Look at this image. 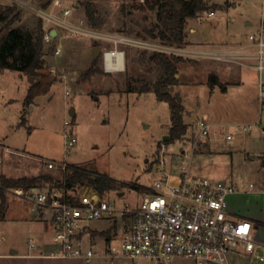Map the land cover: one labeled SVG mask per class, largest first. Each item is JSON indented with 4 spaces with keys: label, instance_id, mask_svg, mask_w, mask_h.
Returning <instances> with one entry per match:
<instances>
[{
    "label": "rangeland",
    "instance_id": "rangeland-1",
    "mask_svg": "<svg viewBox=\"0 0 264 264\" xmlns=\"http://www.w3.org/2000/svg\"><path fill=\"white\" fill-rule=\"evenodd\" d=\"M22 1L24 6L0 0L1 6L16 5L21 11L22 20L13 26L36 28L42 18L32 8L54 9L56 14L60 11L54 7L57 0ZM47 2L50 4L44 7ZM63 2L64 8L71 10L74 21L84 19L89 24L86 6L90 2L100 23L98 30L159 41L149 36L148 32L157 24V17L156 11L140 9L145 4L144 0ZM205 2L212 8L194 18L196 20H187L186 48L216 50L212 45L235 46L256 31L257 27H246V22L251 21L255 25L260 21L263 0ZM236 4L237 8H233ZM211 11L222 16V21L209 20ZM61 44L63 53L59 57L52 56L53 48H44L46 69L43 73L52 78L53 85L47 95L37 97L30 106L24 107L27 89L31 85L29 76L23 74L22 81L20 73L8 71L0 77V145L10 149H0V171H5L0 172V177L18 179L48 173L58 177L64 162L83 167L92 165L97 172L127 185L118 191L107 192L111 204L135 207L141 195L148 193L147 188L161 177L157 168L164 159L167 164L163 168L171 174V184H177L179 173L187 168L196 176L238 187L240 192L228 197L232 213L248 217V213H257L263 208L253 194L264 188V136L261 134L264 130V106L258 102L251 72L234 64L184 57L179 67V83L171 86L170 91L173 97L178 94L182 99L187 129L180 140L168 145L164 138L169 137L171 126L169 104L159 101L154 92H135L145 82L152 88L162 74L149 60L153 54L151 51L126 46L123 48L126 52L125 70L107 73L103 69L102 58L99 57L93 66L94 42L63 38ZM141 53H147L146 57L141 58ZM212 74L226 86V92L220 87L210 89ZM129 87L135 90L134 93L128 92ZM72 110L75 116L71 115ZM23 113L27 121L24 125L21 123ZM206 117L211 119L214 127L208 138L200 140L196 124ZM66 123L70 126L67 127ZM235 125H251L253 129L235 133ZM68 131H72L77 139L70 156H66L64 151ZM231 133L233 139L229 141L226 137ZM163 146L166 147L164 157L161 154ZM47 162H54L56 167L49 169ZM250 184L255 185L253 191H249ZM47 188L50 185L44 184L36 190ZM78 189L79 192L86 190L83 187ZM16 190L21 189L1 190L0 182V202L2 191L7 203L6 218L0 220V253L9 252L12 246L20 253H28L29 247L35 246L33 253H39L42 244L38 240V230L29 228L30 220L38 214L32 211L30 202L16 195ZM121 192L123 196H119ZM45 217L47 221L41 222L44 230L40 233L45 235L50 245L54 224L49 213ZM94 226L108 228L103 222L94 223ZM106 231L103 235L108 237L111 232ZM101 239L97 237V240ZM263 239L264 233L256 241L264 244ZM102 247L99 244L101 254L92 264H153L124 259L111 263L102 254ZM244 256L237 257L231 264H264L256 263L255 257ZM44 263L83 264L79 259ZM175 264L195 263L179 259Z\"/></svg>",
    "mask_w": 264,
    "mask_h": 264
},
{
    "label": "built area",
    "instance_id": "built-area-1",
    "mask_svg": "<svg viewBox=\"0 0 264 264\" xmlns=\"http://www.w3.org/2000/svg\"><path fill=\"white\" fill-rule=\"evenodd\" d=\"M24 6L22 0H10ZM63 0L54 2L60 9L40 10L32 8L45 22L44 48L52 49L53 57L63 53V38L78 41L88 40L101 48L103 69L107 73H120L122 55L126 62L124 47L142 49L152 53H164L196 60L218 61L234 64L251 72L257 89V99L264 106V0L263 10L256 31L248 38L227 50L189 49L185 46H170L160 41L133 38L121 34H109L91 27L84 19L74 21L72 12L64 8ZM210 19L222 21L217 12H209ZM56 31L54 37L52 32ZM54 73V70H52ZM67 94H69L67 92ZM69 127L70 124L66 123ZM214 123L209 118L197 121V136L209 137ZM251 125H235L234 132L251 131ZM264 136V130H261ZM233 139V133L227 135ZM77 139L72 131L65 134L64 151L70 156ZM166 147L161 152L164 157ZM162 159L157 171L161 177L148 193L141 195L137 206L117 207L108 200V193L101 194L93 187L86 190H16V195L32 204V211L50 214L54 224L50 250L44 257L54 259H79L83 264H92L101 254L111 263L119 260L148 261L153 264H175L179 259L195 264H231L234 254H247L264 262L261 244L256 241L254 224L229 210L228 197L239 188L209 178L192 174L183 168L178 183L171 184V174L163 167ZM67 163L61 166L65 170ZM54 169V162H47ZM250 184V188H254ZM97 198V200L95 199ZM107 223L108 228H97L94 223ZM110 230L111 234H103ZM96 237L94 238V234ZM103 235V236H102ZM97 237H102L101 241ZM101 242V243H100ZM35 246H30L34 249Z\"/></svg>",
    "mask_w": 264,
    "mask_h": 264
},
{
    "label": "trees",
    "instance_id": "trees-1",
    "mask_svg": "<svg viewBox=\"0 0 264 264\" xmlns=\"http://www.w3.org/2000/svg\"><path fill=\"white\" fill-rule=\"evenodd\" d=\"M145 4L140 9L156 11L157 24L150 30L149 36L165 45L185 46L186 24L188 19L199 17L200 14L209 10L205 0H144ZM47 2L44 7H47ZM86 16L89 25L94 29H99L100 23L94 16V7L89 2L86 6ZM22 20V13L16 5H0V72L9 70L25 74L34 81L31 82L27 96L24 100V107L30 106L39 97L47 95L53 85L52 78L44 74L46 63L44 61V22L39 20L36 28L31 29L23 25L13 26ZM157 33L155 34V32ZM148 39V38H147ZM147 53H141V58H145ZM152 64L157 66L162 74L156 84L150 87L149 83L138 91L128 88L129 93L138 92L145 94L154 92L157 99L166 102L170 106L171 126L169 137L166 140L168 145L180 140L186 133L187 126L184 123V108L173 97L170 87L179 83V67L184 62L181 57L167 55L164 53H153L149 56ZM96 60L93 61V66ZM209 87L214 89L220 87L226 92V86L220 83L217 75L212 74L209 78ZM26 116L23 113L22 125L26 123ZM60 175L39 174L32 177H21L18 179L0 177L1 190L4 189H24L30 191L42 187L44 184L50 185L51 190H75L84 187L86 184L93 187L101 194L118 191L126 188L127 185L119 183L107 174L97 172L94 166H75L67 164L65 170H59ZM6 202L1 191L0 214L4 212ZM258 226L264 224L257 223ZM96 235V233H95Z\"/></svg>",
    "mask_w": 264,
    "mask_h": 264
},
{
    "label": "crops",
    "instance_id": "crops-1",
    "mask_svg": "<svg viewBox=\"0 0 264 264\" xmlns=\"http://www.w3.org/2000/svg\"><path fill=\"white\" fill-rule=\"evenodd\" d=\"M233 8H237V4L233 5ZM189 20H196V19H189ZM209 20H210V18H209ZM259 22H257V24L254 25L251 21H247L246 22V27H252V28L254 27V28H256L257 25L259 24ZM191 32L192 33L196 32V30H191ZM212 46L214 48H216L217 50H227V49L233 47V46H227V45H225V46H223V45H212ZM8 71L9 70L0 72V77H3ZM22 75L23 74L20 73L19 77H20V79H22V81H24L23 80L24 78H22L23 77ZM27 90H29V89H27ZM27 93H28V91H27ZM0 149L1 150L4 149V150H9L10 151V149H8V147H6L5 145H0ZM0 163H1V159H0ZM0 172H4L5 173V171H3V170L0 171ZM254 189H255V186H254V188H250L249 187V191H253ZM239 192H240V190L237 193H239ZM253 196H254V198L257 199V201H261V203L263 205V208L261 210H258L257 213L256 212L248 213V217L247 216H241V217L251 221L254 224V226H255V237L257 238V237L261 236L262 233H264V226H258L257 225V223L264 224V188L258 190L257 192H255L253 194ZM26 201H28V200H26ZM0 204H1V202H0ZM6 211H7V203H6V208H5L4 212L2 213V215H0V220H4L6 218ZM45 215L46 214H40V215H38V217L32 218V220H30V223H29V225H30L29 228L31 230H38V232H37L38 233V240L42 244L39 253H33V251L36 250V247L34 249H30V247H29L28 253L27 252L20 253L19 249L16 250L15 246H12V247H9V249H8L9 252L7 251L5 253H0V264H45L44 262H52V261H57V260H66V259L47 258V257L43 256V254H46L50 250V245L46 242L45 235H42L40 233V232H43V230H44L42 228V226H41V222L47 221ZM237 216H239V215H237ZM94 236H96V235L94 234ZM259 244H261L263 246V248L260 249V252H261V255L264 256V244L260 243V242H259ZM237 257H245V256H244V254H234L231 257V261H233V262L235 261L236 262V260H234V259H236ZM255 262L259 263L260 261L255 260Z\"/></svg>",
    "mask_w": 264,
    "mask_h": 264
},
{
    "label": "water",
    "instance_id": "water-1",
    "mask_svg": "<svg viewBox=\"0 0 264 264\" xmlns=\"http://www.w3.org/2000/svg\"><path fill=\"white\" fill-rule=\"evenodd\" d=\"M52 35L55 37L56 35H57V32L56 31H53L52 32ZM92 54H93V61H95V60H97L100 56H101V48L100 47H94L93 48V50H92ZM34 81V78L33 77H31L30 78V82H33ZM176 97H177V99H178V101L181 103L182 102V99L179 97V95L177 94L176 95ZM71 115L72 116H75V111L74 110H72L71 111ZM168 139V136H166L165 138H164V140H167ZM124 195V193H119V196H123ZM96 200H97V198H95Z\"/></svg>",
    "mask_w": 264,
    "mask_h": 264
},
{
    "label": "bare ground",
    "instance_id": "bare-ground-1",
    "mask_svg": "<svg viewBox=\"0 0 264 264\" xmlns=\"http://www.w3.org/2000/svg\"><path fill=\"white\" fill-rule=\"evenodd\" d=\"M119 61H120V63H121V68H124V66H125V61H124L122 55L120 56Z\"/></svg>",
    "mask_w": 264,
    "mask_h": 264
}]
</instances>
